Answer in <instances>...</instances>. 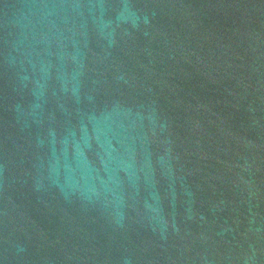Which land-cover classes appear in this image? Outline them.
Segmentation results:
<instances>
[{
    "label": "water",
    "instance_id": "water-1",
    "mask_svg": "<svg viewBox=\"0 0 264 264\" xmlns=\"http://www.w3.org/2000/svg\"><path fill=\"white\" fill-rule=\"evenodd\" d=\"M0 264H264V0H0Z\"/></svg>",
    "mask_w": 264,
    "mask_h": 264
}]
</instances>
